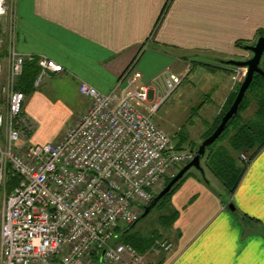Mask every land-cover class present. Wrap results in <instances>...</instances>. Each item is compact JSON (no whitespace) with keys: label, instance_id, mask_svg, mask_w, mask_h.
Here are the masks:
<instances>
[{"label":"crops","instance_id":"obj_1","mask_svg":"<svg viewBox=\"0 0 264 264\" xmlns=\"http://www.w3.org/2000/svg\"><path fill=\"white\" fill-rule=\"evenodd\" d=\"M11 5L17 51L61 64L64 71L49 76L77 88L87 83L110 92L130 71L136 78L130 91L147 87L151 99H160L168 95V73L183 79L172 94L190 80L188 96L193 91L207 96L206 119L192 136L197 143L244 79L221 61L249 59L250 52L237 43L252 45L264 34V0H11ZM28 100L24 110L37 130ZM88 106L89 101L84 113ZM258 115L257 100L250 102L239 124L256 123ZM252 149L239 152L241 164L256 152L255 142ZM202 178L189 173L173 193L171 211L177 216L166 238L173 249L152 256V264H264V148L249 161L228 202Z\"/></svg>","mask_w":264,"mask_h":264},{"label":"built area","instance_id":"obj_2","mask_svg":"<svg viewBox=\"0 0 264 264\" xmlns=\"http://www.w3.org/2000/svg\"><path fill=\"white\" fill-rule=\"evenodd\" d=\"M14 26L15 19L8 44L0 39V264H152L173 243L157 239L140 253L122 233L196 156L178 150L155 120L183 79L168 73L160 99L147 87L130 91V71L110 92L82 83L84 115L61 140L33 144L36 127L18 89L25 64L39 67L36 86L64 69L18 52ZM235 73L245 77L243 69Z\"/></svg>","mask_w":264,"mask_h":264},{"label":"rangeland","instance_id":"obj_3","mask_svg":"<svg viewBox=\"0 0 264 264\" xmlns=\"http://www.w3.org/2000/svg\"><path fill=\"white\" fill-rule=\"evenodd\" d=\"M13 23L14 14L11 0H6V4L2 8V13L0 14V39H3L5 44H7L12 35ZM252 56L253 54L250 52V58ZM260 66L264 68V56ZM233 68L238 69L236 67ZM189 83L190 80L166 99L155 120L160 128L170 136L175 137L174 143L176 147L194 152L198 150L201 143H197L196 141L192 142V136L195 135V132L200 128V123L204 122L206 119L202 112V108L207 103V96L201 94L200 91H193L191 96H188L187 91H185V86H188ZM261 85L260 83L255 85L254 83L251 86L243 103L244 108H246L250 102L256 100L259 106L261 98H264V88ZM34 93L38 94L33 96ZM194 95L195 97H193ZM28 99V104L31 106V112L35 116L34 121L37 125V130L31 138L32 142L33 138H35V142H39L38 144L55 143L61 140L68 129L81 118L88 101L87 98L80 94L79 88H77L76 85L64 82L55 76L45 77L39 86L35 84L33 93ZM238 123V119L233 120L229 128L224 131L217 142L208 147L206 153L207 157L202 159V165L206 168V180L202 178L203 181L210 182L212 187L220 194L225 202H228L231 194L224 184L230 185L231 187L235 180L242 175L243 171V166L239 161V153L234 152L230 146L231 143H229L231 135L230 130ZM262 141L263 138H260L257 140L256 145H259ZM190 147L194 148L191 149ZM219 149L227 152L217 154ZM212 153H214V156L212 155V157L208 158ZM207 160L213 161L212 167L210 161L207 162ZM214 172L218 175L216 176ZM188 173L201 175L196 169H191ZM170 199L171 197L169 196L164 204L155 207L145 219L140 221L135 228L129 232V235L139 236L149 242H154V239H166L170 232V228H172L174 224L173 220H171L169 224L167 220L171 219L173 215H176L173 211L171 213L173 206ZM164 216L166 218H164Z\"/></svg>","mask_w":264,"mask_h":264},{"label":"trees","instance_id":"obj_4","mask_svg":"<svg viewBox=\"0 0 264 264\" xmlns=\"http://www.w3.org/2000/svg\"><path fill=\"white\" fill-rule=\"evenodd\" d=\"M167 9V7L165 8V10ZM264 36V34H261L260 36H259V38L260 37H263ZM237 46L238 47H240V48H244L245 46H247V45H245V43H241V42H239V43H237ZM263 70H264V68H262ZM39 72H40V70H39V67L37 66V64L36 63H26L25 64V67H24V71H23V74H22V76H21V78L19 79V82H18V89L20 90V91H22L25 95H26V98H28L32 93H33V90H34V88H35V84H36V80H37V78H38V76H39ZM255 83V85H257L258 83H260V84H262L261 86L264 88V77L263 76H260V75H255L254 76V80H253V82H252V84H251V86L253 85ZM251 86H250V88H251ZM240 88V87H239ZM239 88H238V90L231 96V99H229V101H228V103L226 104V107H225V109H224V111H223V114L217 119V121L213 124V126H212V128L208 131V133H207V135H206V137H205V139L206 138H208L215 130H216V128L218 127V125L220 124V122H221V120H222V118L224 117V115L227 113V111L230 109V107L232 106V104H233V102H234V100L236 99V96H237V94H238V91H239ZM249 88V89H250ZM249 91V90H248ZM248 91H247V93H248ZM247 93H246V95H247ZM246 95H245V97H246ZM244 100H245V98H244ZM244 100H243V102H242V104L240 105V108H239V112H238V114L236 115V116H234L231 120H230V122L228 123V125H227V127H226V130L229 128V126H230V124L233 122V120H235V119H239V117H241V113L244 111ZM258 119H257V122L256 123H253V124H249V125H240L239 123L237 124V125H235V126H233L232 128H231V130H230V133H231V135H230V138H229V140H230V142L229 143H231L230 144V146H231V148L235 151V152H241V151H248V150H253L252 149V147H253V143L255 142V144H256V142H257V140H259L260 138H263V141L259 144V145H256V152H254L253 154H252V156H251V158H250V160L261 150V149H263L264 148V98H261V102H260V104H259V115H258ZM225 130V131H226ZM217 142V141H216ZM215 142V143H216ZM214 143V144H215ZM213 144V145H214ZM212 146V145H211ZM177 149L178 150H181V148H178L177 147ZM208 149V148H207ZM195 152V155L197 154V150H195L194 151ZM227 151H225V150H218L217 151V154L218 153H226ZM206 153H207V151H206ZM212 155L214 156V153H212L211 155H209L208 156V158H210V157H212ZM217 156V155H216ZM215 156V157H216ZM205 157H207V154H206V156ZM205 157H203L202 159H204ZM249 160V161H250ZM210 161V165H211V167H212V165H213V161H211V160H207V162H209ZM249 161H245L244 162V164H242V166H243V171H242V175H240V177L239 178H237L236 180H235V182H234V184L230 187V185L228 186L227 184H225V186L229 189V192H230V194H231V196L235 193V191H236V189H237V187H238V185L240 184V181H241V179H242V177H243V175H244V173L246 172V170H247V168H248V165H249ZM183 168V167H182ZM182 168H180L179 170H178V172L182 169ZM212 169V168H211ZM177 172V173H178ZM214 173H216V172H214ZM189 174V173H188ZM188 174H186V176L188 175ZM218 174L216 173V176H217ZM186 176H184V178L180 181V182H178L172 189H171V191L159 202V204L157 205V206H159V205H161V204H164L165 203V200L170 196V197H172V195H173V193L178 189V187H179V185L181 184V182L186 178ZM222 177H224V176H222ZM173 179V177L172 178H170V179H168L166 182H165V185H164V187H163V189L170 183V181ZM162 189V190H163ZM161 190V191H162ZM161 191H159V193L161 192ZM158 193V194H159ZM157 194V195H158ZM156 195V196H157ZM155 196V197H156ZM154 197V198H155ZM154 198H153V200H154ZM152 200V201H153ZM171 200V199H170ZM151 201V202H152ZM156 206V207H157ZM175 211H173V213H174ZM171 213H172V211H171ZM175 216L173 215H170V216H172V218L171 219H168L167 220V222H168V224L171 222V220H175L176 219V216H177V212H175ZM140 217V216H139ZM164 218H166L165 216H164ZM172 221V222H173ZM132 226V225H131ZM131 226L128 228V229H126L122 234V239H123V241L124 242H126V243H128V244H130V245H132L138 252H140V253H146V251L151 247V245H152V243H153V241L152 242H149V241H146V239H143V238H141V237H139V236H133V235H129V232L133 229H131L130 230V228H131ZM135 228V227H134ZM156 239H154V241H155Z\"/></svg>","mask_w":264,"mask_h":264},{"label":"water","instance_id":"obj_5","mask_svg":"<svg viewBox=\"0 0 264 264\" xmlns=\"http://www.w3.org/2000/svg\"><path fill=\"white\" fill-rule=\"evenodd\" d=\"M246 50L250 51L253 56L246 61L227 60L221 61L227 66H232L240 69H245V77L239 88L236 99L227 113L222 118L220 124L216 130L206 138L197 150L195 158L185 165L170 181V183L154 198V200L146 207H144L143 214L134 222L130 230L134 228L140 221L145 219L153 209L159 204V202L171 191V189L180 182L184 176L191 170H198L201 175L205 178V169L202 165V158L205 157L207 148L213 145L224 133L230 120L236 116L239 112L240 105L242 104L247 91L249 90L255 75L264 77V70L261 68V62L264 56V36L258 38L254 45H249ZM229 209L235 211L234 205H230Z\"/></svg>","mask_w":264,"mask_h":264}]
</instances>
